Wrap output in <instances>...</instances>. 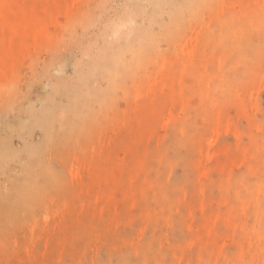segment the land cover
I'll return each mask as SVG.
<instances>
[{"label": "rangeland", "instance_id": "rangeland-1", "mask_svg": "<svg viewBox=\"0 0 264 264\" xmlns=\"http://www.w3.org/2000/svg\"><path fill=\"white\" fill-rule=\"evenodd\" d=\"M0 264H264V0H0Z\"/></svg>", "mask_w": 264, "mask_h": 264}, {"label": "bare ground", "instance_id": "bare-ground-1", "mask_svg": "<svg viewBox=\"0 0 264 264\" xmlns=\"http://www.w3.org/2000/svg\"><path fill=\"white\" fill-rule=\"evenodd\" d=\"M2 162H3V161H2V160H0V166H1Z\"/></svg>", "mask_w": 264, "mask_h": 264}]
</instances>
